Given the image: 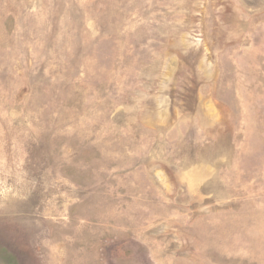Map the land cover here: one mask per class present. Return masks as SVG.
<instances>
[{
  "label": "rangeland",
  "instance_id": "obj_1",
  "mask_svg": "<svg viewBox=\"0 0 264 264\" xmlns=\"http://www.w3.org/2000/svg\"><path fill=\"white\" fill-rule=\"evenodd\" d=\"M0 264H264V0H0Z\"/></svg>",
  "mask_w": 264,
  "mask_h": 264
}]
</instances>
